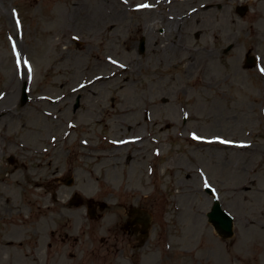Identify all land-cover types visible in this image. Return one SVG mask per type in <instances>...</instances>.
I'll use <instances>...</instances> for the list:
<instances>
[{
    "label": "rangeland",
    "instance_id": "1",
    "mask_svg": "<svg viewBox=\"0 0 264 264\" xmlns=\"http://www.w3.org/2000/svg\"><path fill=\"white\" fill-rule=\"evenodd\" d=\"M215 135L245 146L206 144ZM23 162L42 172L37 194ZM208 186L234 217L230 238L208 220ZM57 192L41 246L37 202ZM133 205L152 216L137 251L121 226ZM25 217L28 262L4 249ZM261 247L264 0H0V264H227L229 251L264 264Z\"/></svg>",
    "mask_w": 264,
    "mask_h": 264
},
{
    "label": "bare ground",
    "instance_id": "2",
    "mask_svg": "<svg viewBox=\"0 0 264 264\" xmlns=\"http://www.w3.org/2000/svg\"><path fill=\"white\" fill-rule=\"evenodd\" d=\"M111 13H112L111 16L114 15L115 17H117L119 15V10L118 9H115L114 12L111 11ZM108 27H110V26H108ZM22 70H23V68H22ZM103 77H106V76H102V78ZM87 85H85V87H88ZM72 126L73 127H77V124L74 123V124H72ZM33 128L30 127L25 132L24 135H28L27 136V139L28 138H31V130L32 131H39L40 130L39 129V126H33ZM31 141L33 143V140H31ZM213 144H216V143H213ZM21 145L23 146V148H25V150H27V153L28 154H31V152L34 149V147L32 148L29 143H24V144L22 143ZM34 150H36V149H34ZM48 163H52V158H49L48 159ZM39 165H41V164H39ZM52 165L54 167L52 169L53 172L54 173L59 172V171H56L55 170L57 168V165H55L53 163H52ZM19 166H21V167H23L25 169L26 176L28 177L29 181H31V183L33 184V187H32V189H31L30 192L32 194H37V191L38 190H35L34 187H38V185H41L42 184V182H41L42 172H38L37 170H35L33 168L29 169V166L26 163H24V162L21 165H16L15 168H17ZM20 172H21L20 169L14 170V172L9 173L5 178L2 179L5 182V184H6L5 189L2 190L3 191V194H9L10 196H13L14 195V192L16 190H14V188L12 187V181L15 178L17 179V177L19 176ZM59 177H61V175H59V173H57V175H55V178H59ZM16 179H15V182L17 184H19V182H18L19 180L16 181ZM260 192H263V191L260 190ZM58 195H59V192H57L54 195V198L52 199V201L47 200V201H40V202L38 201L37 202L38 208H39L38 213H39V216L41 217V220L39 221L38 225H41V232L43 233V235L41 237V240H40L41 246H44L45 242L48 240V238H47V234L48 233H50V234H52L54 236L56 235V232H57V229L56 228H51L49 230V232H48V231H46L47 230V226H44L43 223H45L44 221H46L45 218H48L49 219V217H47L48 216L47 215V211H52L55 214L56 211L58 210L59 205H61L60 204V200L58 198ZM23 208H24V206H23ZM22 213H23V211L21 210L19 212V214H22ZM52 217H54V216L52 215ZM28 219L29 218H26L25 217L20 222H12L11 223L12 229L14 231H17V235L16 236L15 235H12L9 232L4 231V233H5L4 234V238H9L10 236H13L12 237L13 240L11 239L8 242H6L7 245L5 246L4 249L9 250V249L17 248L18 247V249L16 250V256L15 257L21 259V261H24V262H28L32 258L30 255L25 254V252L23 250L24 249V246L28 243L27 240L24 239V228L26 227L27 223L29 222ZM70 231L71 232L77 231V228L73 227V228L70 229ZM214 235H215V233H214ZM208 238L209 239H212V235H210ZM17 243L19 245H17ZM213 244L214 245L216 244V240H213ZM205 247H207L208 249H211L212 248L211 245H206ZM262 248L263 247H261V252H262V256H263L262 258L264 259V251H262ZM232 257H233V260H235L236 258H238L240 260L241 264L248 263V262H250V260H252V258H255L253 255H245L241 251H238V252H236L234 254H231V251H229V256L227 255V264H231L230 261H231ZM33 260H35V258ZM2 261H4V259H2V257L0 256V262H2ZM34 263H35V261H34Z\"/></svg>",
    "mask_w": 264,
    "mask_h": 264
},
{
    "label": "water",
    "instance_id": "3",
    "mask_svg": "<svg viewBox=\"0 0 264 264\" xmlns=\"http://www.w3.org/2000/svg\"><path fill=\"white\" fill-rule=\"evenodd\" d=\"M142 50L144 45L142 43ZM27 100V95L24 93L23 101ZM72 181V179H71ZM70 181V182H71ZM78 202V201H77ZM104 205L102 206V208ZM132 213H138V220L143 223L144 228H147L151 222V216L141 208H133ZM209 220L214 224L216 229L224 236L230 237L233 235V218L226 210L222 208V204L218 199H215L212 210L208 212Z\"/></svg>",
    "mask_w": 264,
    "mask_h": 264
},
{
    "label": "flooded vegetation",
    "instance_id": "4",
    "mask_svg": "<svg viewBox=\"0 0 264 264\" xmlns=\"http://www.w3.org/2000/svg\"><path fill=\"white\" fill-rule=\"evenodd\" d=\"M121 226L123 232H125L129 236L127 239V244L131 246L133 250L137 251L138 236H142L143 232L138 230V220L129 214L128 209L125 211L124 216L121 220Z\"/></svg>",
    "mask_w": 264,
    "mask_h": 264
},
{
    "label": "snow or ice",
    "instance_id": "5",
    "mask_svg": "<svg viewBox=\"0 0 264 264\" xmlns=\"http://www.w3.org/2000/svg\"><path fill=\"white\" fill-rule=\"evenodd\" d=\"M142 7H148V5H142ZM17 23H19V22H17ZM221 143H231V142L230 141H221Z\"/></svg>",
    "mask_w": 264,
    "mask_h": 264
}]
</instances>
